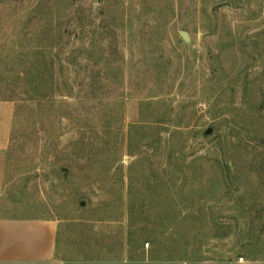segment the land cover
Segmentation results:
<instances>
[{
  "label": "rangeland",
  "instance_id": "374dc122",
  "mask_svg": "<svg viewBox=\"0 0 264 264\" xmlns=\"http://www.w3.org/2000/svg\"><path fill=\"white\" fill-rule=\"evenodd\" d=\"M0 151V264H264V0H0Z\"/></svg>",
  "mask_w": 264,
  "mask_h": 264
},
{
  "label": "crops",
  "instance_id": "0c3cea01",
  "mask_svg": "<svg viewBox=\"0 0 264 264\" xmlns=\"http://www.w3.org/2000/svg\"><path fill=\"white\" fill-rule=\"evenodd\" d=\"M4 154L0 151V189ZM56 223L38 219H0V262H40L52 258Z\"/></svg>",
  "mask_w": 264,
  "mask_h": 264
},
{
  "label": "water",
  "instance_id": "95a60500",
  "mask_svg": "<svg viewBox=\"0 0 264 264\" xmlns=\"http://www.w3.org/2000/svg\"><path fill=\"white\" fill-rule=\"evenodd\" d=\"M180 36L184 40V42H186L188 44L190 43V37L186 31H184V30L180 31ZM210 132H211V129L208 128L207 130H205L204 135H207ZM81 204H83V202H81Z\"/></svg>",
  "mask_w": 264,
  "mask_h": 264
}]
</instances>
